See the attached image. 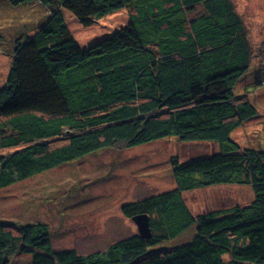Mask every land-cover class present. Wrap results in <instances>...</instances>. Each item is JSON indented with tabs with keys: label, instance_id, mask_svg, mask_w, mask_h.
Wrapping results in <instances>:
<instances>
[{
	"label": "trees",
	"instance_id": "trees-1",
	"mask_svg": "<svg viewBox=\"0 0 264 264\" xmlns=\"http://www.w3.org/2000/svg\"><path fill=\"white\" fill-rule=\"evenodd\" d=\"M28 3L40 4L44 19L8 39L0 34L10 60L0 86V190L114 148L175 138L216 144L218 152L170 159L174 189L121 207L130 221L149 216L150 239L136 233L82 255L54 250L45 223L0 221L2 264L16 256H29L30 264H264V149L232 139L257 116L248 92L235 91L253 50L234 1ZM121 11L136 44L104 40L86 53L65 18L86 28ZM63 46L70 56L53 71L45 53ZM220 186L249 188L252 201L193 215L183 195Z\"/></svg>",
	"mask_w": 264,
	"mask_h": 264
},
{
	"label": "rangeland",
	"instance_id": "rangeland-1",
	"mask_svg": "<svg viewBox=\"0 0 264 264\" xmlns=\"http://www.w3.org/2000/svg\"><path fill=\"white\" fill-rule=\"evenodd\" d=\"M28 1L0 0V34L7 39L24 25L31 29L44 19L43 7ZM233 1L253 50L251 68L235 91L238 95L248 92L257 116L233 133L232 139L242 148L264 149V77L260 74L261 69L264 71V0ZM65 18L84 53L104 40L119 47L136 44L126 11L108 15L86 28L68 13ZM3 51L0 47V86L10 65ZM64 56H70L66 46L45 53L46 60L53 63V71L62 69ZM217 152L216 144L181 143L175 138L132 149L101 151L0 190V221L16 225L45 223L57 251L71 249L82 255L103 252L137 233L135 224L121 213L123 205L174 189L170 159L185 162ZM183 196L195 216L228 211L252 201L249 188L240 186L197 189ZM8 264H30V257L16 256Z\"/></svg>",
	"mask_w": 264,
	"mask_h": 264
},
{
	"label": "water",
	"instance_id": "water-1",
	"mask_svg": "<svg viewBox=\"0 0 264 264\" xmlns=\"http://www.w3.org/2000/svg\"><path fill=\"white\" fill-rule=\"evenodd\" d=\"M131 220L136 226L137 234L143 239H150L152 233L149 216L146 214L136 215Z\"/></svg>",
	"mask_w": 264,
	"mask_h": 264
}]
</instances>
